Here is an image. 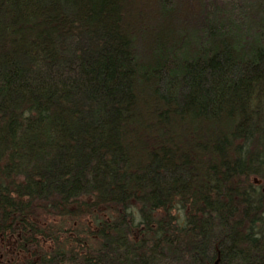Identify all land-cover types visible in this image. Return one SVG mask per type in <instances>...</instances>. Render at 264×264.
<instances>
[{"label": "trees", "instance_id": "1", "mask_svg": "<svg viewBox=\"0 0 264 264\" xmlns=\"http://www.w3.org/2000/svg\"><path fill=\"white\" fill-rule=\"evenodd\" d=\"M264 264V0H0V264Z\"/></svg>", "mask_w": 264, "mask_h": 264}, {"label": "water", "instance_id": "2", "mask_svg": "<svg viewBox=\"0 0 264 264\" xmlns=\"http://www.w3.org/2000/svg\"><path fill=\"white\" fill-rule=\"evenodd\" d=\"M216 264H218V263H216Z\"/></svg>", "mask_w": 264, "mask_h": 264}]
</instances>
